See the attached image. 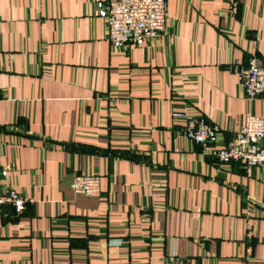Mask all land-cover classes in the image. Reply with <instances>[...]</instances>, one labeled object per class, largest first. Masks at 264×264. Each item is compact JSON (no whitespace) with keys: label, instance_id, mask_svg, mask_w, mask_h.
Returning <instances> with one entry per match:
<instances>
[{"label":"crops","instance_id":"0c3cea01","mask_svg":"<svg viewBox=\"0 0 264 264\" xmlns=\"http://www.w3.org/2000/svg\"><path fill=\"white\" fill-rule=\"evenodd\" d=\"M97 1L0 0V191L31 199L0 215V264H264V165L212 153L264 114L232 64L264 62V0H167L165 31L120 48ZM86 172L98 196L71 189Z\"/></svg>","mask_w":264,"mask_h":264},{"label":"built area","instance_id":"2783aa9c","mask_svg":"<svg viewBox=\"0 0 264 264\" xmlns=\"http://www.w3.org/2000/svg\"><path fill=\"white\" fill-rule=\"evenodd\" d=\"M229 13L235 15L238 0H226ZM167 0H98L97 13L107 26V39L113 48H120L125 43H141L147 38L161 35L166 28ZM239 87L247 99L264 97V62L252 57L246 64L234 61ZM183 118L184 136L200 145H209L217 139V129L210 125L204 117L190 115L185 112L174 113ZM264 114L248 113L244 117L240 131L228 143L215 147L212 153L221 162L236 161L247 168L264 165ZM7 174L0 169V177ZM71 189L76 193L89 196L100 194V175L95 172L80 173L71 182ZM30 198L13 188L0 191V215L9 210L20 215L26 209ZM162 264H191L188 260L171 256Z\"/></svg>","mask_w":264,"mask_h":264}]
</instances>
